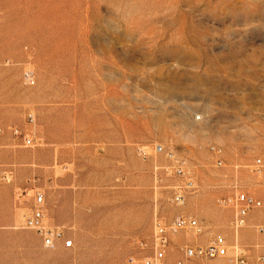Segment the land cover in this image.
Wrapping results in <instances>:
<instances>
[{"label":"rangeland","instance_id":"374dc122","mask_svg":"<svg viewBox=\"0 0 264 264\" xmlns=\"http://www.w3.org/2000/svg\"><path fill=\"white\" fill-rule=\"evenodd\" d=\"M0 45V264H145L137 243L190 181L202 231L174 244L224 237L211 264L264 255V209L235 230L218 205L264 197V0H0ZM32 187L63 231L53 249L22 227Z\"/></svg>","mask_w":264,"mask_h":264},{"label":"built area","instance_id":"2783aa9c","mask_svg":"<svg viewBox=\"0 0 264 264\" xmlns=\"http://www.w3.org/2000/svg\"><path fill=\"white\" fill-rule=\"evenodd\" d=\"M25 78L28 82H32L34 78L33 72H27ZM14 136L19 137L21 131L13 129ZM211 151L216 155L220 154V150L212 147ZM216 165L222 166L223 162L218 160ZM253 171L262 174L264 171V160L257 158L254 163ZM165 173L168 176L176 175L182 177L184 171L179 167H167ZM192 181L187 184L186 188L176 187L173 194V203L178 208L175 217L167 222L165 219L156 217L153 223V234L148 242L140 241L138 246L147 251V255L143 258L145 264H164L167 259L176 251L182 255L175 264H191L199 262L201 264H211L212 261L227 259L228 243L224 237H217L208 245H176L172 237L179 232H196L201 233L202 227L198 219L188 216L183 207L186 204L187 190L193 189ZM31 206L29 212L24 216L22 227L24 229L33 230L41 238L42 245L47 249H53L57 242L63 237V231L58 226L49 223L46 216V195L41 188L32 187ZM28 196L27 190L18 195V201L21 197ZM25 201L21 202L24 203ZM218 205L225 209L232 210L234 217L232 226L235 230L242 229L247 225L249 215L257 210L264 209V197L259 198L248 192H233L218 200ZM229 261L232 264H251L249 255L244 250H239ZM132 263L137 262L136 259L131 260ZM254 264H264V255H260Z\"/></svg>","mask_w":264,"mask_h":264},{"label":"crops","instance_id":"0c3cea01","mask_svg":"<svg viewBox=\"0 0 264 264\" xmlns=\"http://www.w3.org/2000/svg\"><path fill=\"white\" fill-rule=\"evenodd\" d=\"M4 58H5V52H4V45H0V75H2L3 73V61H4ZM46 203H47V198H46Z\"/></svg>","mask_w":264,"mask_h":264},{"label":"bare ground","instance_id":"6f19581e","mask_svg":"<svg viewBox=\"0 0 264 264\" xmlns=\"http://www.w3.org/2000/svg\"><path fill=\"white\" fill-rule=\"evenodd\" d=\"M263 229H260V231H262ZM55 248V247H54Z\"/></svg>","mask_w":264,"mask_h":264}]
</instances>
